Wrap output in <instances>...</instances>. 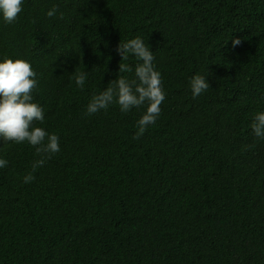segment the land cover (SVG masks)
Wrapping results in <instances>:
<instances>
[{"label":"trees","instance_id":"16d2710c","mask_svg":"<svg viewBox=\"0 0 264 264\" xmlns=\"http://www.w3.org/2000/svg\"><path fill=\"white\" fill-rule=\"evenodd\" d=\"M137 36L167 93L140 139L147 104L85 114L119 75L134 78L142 61L119 73L116 49ZM4 59L35 70L34 126L60 151L33 172L35 148L0 139V264H264V140L251 128L264 112V0H23L13 23L0 18ZM196 74L210 87L193 98Z\"/></svg>","mask_w":264,"mask_h":264},{"label":"clouds","instance_id":"9594fccd","mask_svg":"<svg viewBox=\"0 0 264 264\" xmlns=\"http://www.w3.org/2000/svg\"><path fill=\"white\" fill-rule=\"evenodd\" d=\"M23 10V0H0V18L11 24ZM56 7L47 12L48 17L55 15ZM241 44L239 38L232 40L235 48ZM122 57L119 73H132L133 68L123 61L134 56L138 61L134 69V78L119 75L109 83L106 90L94 95L87 106L86 115L100 110H107L110 104L116 103L122 112L147 104L146 112L137 122L138 131L134 139H140L149 125L155 124L161 115V105L166 99L163 78L153 63L155 56L144 40L137 36L126 42H120L116 49ZM36 72L26 60L4 59L0 62V139L7 143L24 144L34 147L40 159L32 164L33 172L42 167L52 155L60 151L59 136L49 134L44 128L34 126L37 121L43 122V108L33 102V91L37 87ZM76 85L83 89L87 74L78 68L71 77ZM193 98L207 91L210 84L206 77L196 74L190 81ZM253 134L264 140V112H258L251 124ZM47 140V142H45ZM255 147V145L246 146ZM7 161L0 159V168L6 167ZM35 177L29 173L24 177L25 183H31Z\"/></svg>","mask_w":264,"mask_h":264}]
</instances>
